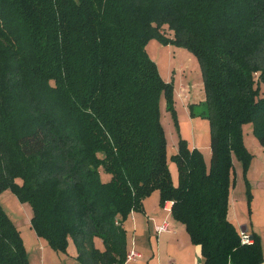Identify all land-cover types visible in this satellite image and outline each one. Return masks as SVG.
<instances>
[{"label":"trees","instance_id":"1","mask_svg":"<svg viewBox=\"0 0 264 264\" xmlns=\"http://www.w3.org/2000/svg\"><path fill=\"white\" fill-rule=\"evenodd\" d=\"M152 37L201 70L209 164L179 138L176 182L159 112L161 95L174 111L171 83L148 56ZM263 87L264 0H0V193L30 205L53 250L71 239L80 264H124L122 222L156 190L203 264H258V236L242 243L227 210L235 157L250 211L242 127L264 148ZM0 264H29L1 204Z\"/></svg>","mask_w":264,"mask_h":264},{"label":"crops","instance_id":"2","mask_svg":"<svg viewBox=\"0 0 264 264\" xmlns=\"http://www.w3.org/2000/svg\"><path fill=\"white\" fill-rule=\"evenodd\" d=\"M254 147L258 152L253 153L248 149L252 153V159L246 172L251 194L250 211L247 206L242 165L240 163V169L235 168L236 158L232 157L234 183L229 190L227 218L239 233L243 231L250 237L252 233L258 236L263 256L258 264H264V148L261 145L255 146V144ZM238 175L241 176L243 185L238 183L239 194L236 198L232 193L237 184ZM172 178L176 182L173 175ZM153 192L143 199L142 211H132L122 222L126 230V250L134 248L142 255L139 259L124 264H169L171 262L203 264L200 246L190 241L184 225L172 218L171 213L164 209L165 204L159 205V194L154 206L148 204ZM167 204L169 207L168 205L166 207L171 208L172 202L167 201ZM31 215L32 210L28 211V223H25L26 234L22 233L18 224L13 222L22 237L29 264H80L76 259V247L72 240H68L65 252L53 250L47 241L37 236L31 228ZM163 220L168 222V230L157 234L154 225L162 223ZM94 244L98 249L103 250L100 238L95 237Z\"/></svg>","mask_w":264,"mask_h":264},{"label":"rangeland","instance_id":"3","mask_svg":"<svg viewBox=\"0 0 264 264\" xmlns=\"http://www.w3.org/2000/svg\"><path fill=\"white\" fill-rule=\"evenodd\" d=\"M163 32L171 35V32L166 28L163 29ZM146 50L148 56L156 63L160 76L171 83L174 111H169L166 108V99L161 95L159 112L166 135L168 166L171 174L176 178V167L170 160V156L176 152L179 138L185 139L190 148L198 149L203 154L206 163L209 164L210 126L208 119L203 114L204 91L200 64L196 55L190 50L173 43H166L159 37L150 38L146 44ZM242 129L247 149L257 153L258 150L254 144L255 146L260 144L252 134V124L246 123ZM234 164L235 168L240 169L239 161L235 159ZM238 177L236 190L234 188L232 193L236 198L239 194L238 183L243 185L241 176L238 175ZM149 199L148 204L154 206L158 200V191H154ZM0 204L10 219L21 228L19 230L26 234L25 223H28L27 215L28 211H31L30 205L20 202L10 189L0 193Z\"/></svg>","mask_w":264,"mask_h":264},{"label":"built area","instance_id":"4","mask_svg":"<svg viewBox=\"0 0 264 264\" xmlns=\"http://www.w3.org/2000/svg\"><path fill=\"white\" fill-rule=\"evenodd\" d=\"M167 205V202H165V205H164V209H166L167 211L170 212V208L166 207ZM132 212V211H131ZM116 223H118V220H115ZM154 230L155 232L158 234V233H161V232H164V231H167L168 230V222L166 220H163L162 223L160 224H155L154 225ZM240 235V240L242 243H252V237H250L249 235H247L245 232L241 231L239 233ZM141 253L137 250H135L134 248H131L129 250L126 251V255H125V260H124V263L128 262V261H134V260H137L141 257ZM169 264H175L174 262H171Z\"/></svg>","mask_w":264,"mask_h":264},{"label":"bare ground","instance_id":"5","mask_svg":"<svg viewBox=\"0 0 264 264\" xmlns=\"http://www.w3.org/2000/svg\"><path fill=\"white\" fill-rule=\"evenodd\" d=\"M169 206V204H167Z\"/></svg>","mask_w":264,"mask_h":264}]
</instances>
